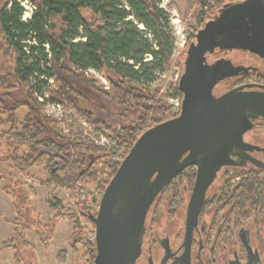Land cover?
I'll use <instances>...</instances> for the list:
<instances>
[{
  "label": "trees",
  "instance_id": "1",
  "mask_svg": "<svg viewBox=\"0 0 264 264\" xmlns=\"http://www.w3.org/2000/svg\"><path fill=\"white\" fill-rule=\"evenodd\" d=\"M20 1L0 0V162L31 177L28 169L40 165L46 171V177H37L41 184L76 193L84 181L100 196L137 136L179 110L182 92L177 83V106L159 89L138 83L152 80L154 70L168 64L173 37L167 15L155 0H28L34 9L24 20ZM211 1L217 5L221 0H197L202 16ZM87 68L101 71L108 86L85 76ZM35 83L46 88L49 102L82 115L93 134L108 143L63 134L33 94ZM21 108L24 113L18 118ZM3 192L11 199L15 218L6 219L13 228L0 250L11 248L12 263L23 264L25 252L33 250L22 227L28 221L23 214L28 196L12 176ZM50 207L57 210L56 204ZM72 207L69 248L75 255L82 249L90 256L89 264H95V242L86 239L85 227L77 221L94 227L90 216L95 210L79 196ZM33 217V230L47 247L56 215L46 222L38 214ZM60 253L61 259L64 251Z\"/></svg>",
  "mask_w": 264,
  "mask_h": 264
},
{
  "label": "water",
  "instance_id": "2",
  "mask_svg": "<svg viewBox=\"0 0 264 264\" xmlns=\"http://www.w3.org/2000/svg\"><path fill=\"white\" fill-rule=\"evenodd\" d=\"M239 15H215L196 31L177 80L182 92L177 114L144 129L104 187L96 212L90 216L95 232V264H134L151 203L182 169L197 166L188 203V215L193 216L215 170L233 164V155L246 158L244 150L249 145L242 141L241 134L250 127L251 119H264V90L240 86L213 95L210 87L218 66L209 75L202 64L203 53L216 46L257 50L215 40L219 31ZM251 160L264 167V163Z\"/></svg>",
  "mask_w": 264,
  "mask_h": 264
},
{
  "label": "flooded vegetation",
  "instance_id": "3",
  "mask_svg": "<svg viewBox=\"0 0 264 264\" xmlns=\"http://www.w3.org/2000/svg\"><path fill=\"white\" fill-rule=\"evenodd\" d=\"M232 50L244 52L251 61L215 56ZM202 64L209 75L218 66L210 87L213 95L240 86L264 90L263 49L216 46L203 53ZM230 79L229 88L215 91L219 83ZM241 139L249 145L244 150L246 158L233 155V164L215 170L193 216L188 215V203L196 165L182 169L156 195L145 217L134 264H264V167L251 160L264 163V119H251Z\"/></svg>",
  "mask_w": 264,
  "mask_h": 264
},
{
  "label": "rangeland",
  "instance_id": "4",
  "mask_svg": "<svg viewBox=\"0 0 264 264\" xmlns=\"http://www.w3.org/2000/svg\"><path fill=\"white\" fill-rule=\"evenodd\" d=\"M23 3L25 10H27L29 3ZM155 3L167 15L168 29L173 37V48L168 64L162 70H154L152 80L146 83L142 81L138 83L150 90L159 89L165 95V100L175 106L179 102H176L173 87L183 70L187 45L191 40H194L192 34L202 28L206 21L213 19L215 15L240 12L238 17L228 22L219 31L215 40L230 44L240 43L249 48L256 47L259 50H264V0H221L217 5L211 1L209 5L212 7L203 16L196 5L197 0H155ZM215 56L231 57L236 62L246 61V59L247 62L251 61L249 55L246 57L244 52L238 50L219 52ZM177 61L180 65L176 63ZM83 74L92 77L106 88L107 80L101 71L96 70L93 72V70L87 68L83 71ZM102 79H105V84ZM47 81L50 82V80ZM231 82V79L222 81L216 86L215 91L218 93L229 88ZM52 85L51 81L50 86L52 87ZM37 89L46 92V96H42L41 100L37 99L45 103L44 113L48 117L57 120L58 128L63 134L73 133L84 140L89 139L99 144L108 143L107 139H100L104 136L98 138L93 134L91 126L82 115L73 113L71 109L61 103H59L60 110L57 112L58 109L52 106V102L48 101L47 90L41 83H35L33 90L35 96ZM23 113L24 109H19L17 112L18 118H21ZM122 122L126 123L127 121ZM0 151H2L1 147ZM28 172L33 177L18 172L7 161L0 162V243L7 240L11 235L13 225L7 220L15 218L11 199L3 192V187L9 183L12 176L23 184V190L28 196V203L23 206V214L28 221L22 227L26 238L33 246V250L32 252H25L26 257H24V260L32 262V264H89V254H83L84 251L80 249L79 255H75L70 250L69 243L73 223L71 219L72 205L76 196L86 199L90 207L96 212L100 196L94 190V185L83 181L77 186L76 193H74L57 185L41 184L37 177H46V171L40 165L30 167ZM50 203L56 204L57 210L51 209ZM35 214H38V218L42 222H46L56 215V225L47 247L41 244L33 230L32 222ZM77 221L85 227L84 236L86 239L89 241L94 240V227L85 223L83 219ZM62 250L64 255L60 259L59 255ZM0 264H13L11 248L5 247L0 250Z\"/></svg>",
  "mask_w": 264,
  "mask_h": 264
},
{
  "label": "built area",
  "instance_id": "5",
  "mask_svg": "<svg viewBox=\"0 0 264 264\" xmlns=\"http://www.w3.org/2000/svg\"><path fill=\"white\" fill-rule=\"evenodd\" d=\"M23 2H28L29 3V5L27 6V10H25V5H24V3ZM20 4L22 5V7H23V9H24V11H23V14H22V19H27V18H29L30 17V15H31V13H32V11H33V9H34V7H33V5L28 1V0H21L20 1ZM91 70H93V72H95L96 70L95 69H93V68H90ZM95 70V71H94ZM48 80H50V82L52 81L51 79H48ZM102 81L104 82V84H105V79H102ZM106 87H107V84L105 85ZM44 97V96H46V92L45 91H43L42 93H39V92H36V97L39 99V100H41L42 98L41 97ZM176 102L178 103V99L176 98ZM52 104V106L53 107H56L58 110H57V112L60 110V104L59 103H57V102H52L51 103ZM56 111V110H55ZM100 139H106L105 137H101Z\"/></svg>",
  "mask_w": 264,
  "mask_h": 264
},
{
  "label": "bare ground",
  "instance_id": "6",
  "mask_svg": "<svg viewBox=\"0 0 264 264\" xmlns=\"http://www.w3.org/2000/svg\"><path fill=\"white\" fill-rule=\"evenodd\" d=\"M94 238H95V232H94Z\"/></svg>",
  "mask_w": 264,
  "mask_h": 264
}]
</instances>
